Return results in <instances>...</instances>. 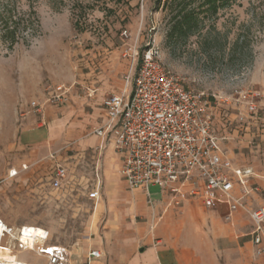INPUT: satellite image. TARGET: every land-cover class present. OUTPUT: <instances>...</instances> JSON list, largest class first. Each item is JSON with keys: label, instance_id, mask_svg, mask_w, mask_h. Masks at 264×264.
Wrapping results in <instances>:
<instances>
[{"label": "rangeland", "instance_id": "1", "mask_svg": "<svg viewBox=\"0 0 264 264\" xmlns=\"http://www.w3.org/2000/svg\"><path fill=\"white\" fill-rule=\"evenodd\" d=\"M164 2L0 0L1 69H19L15 77L19 81L21 73L28 78L34 75L35 66L46 88L77 83L82 99L85 87L109 85L103 104L111 91L125 85L124 77L132 66L139 67L146 44L153 39L163 66L186 88L203 92L213 101L215 124L219 127V122L221 133L226 131L232 139L227 145L230 153L254 167L258 180L264 183V113L260 109L250 116L244 105L234 101L238 91L264 95V0H237L215 18H207L193 36L178 41L168 39L177 11ZM225 97H231L229 103L221 100ZM240 115L244 120H239ZM24 158H30L29 151L17 153V161ZM32 160V166L16 177L0 179V219L10 227L47 229L51 243L71 254L72 264L76 260L77 264H97L89 254L99 250L105 254L103 264H130L131 257L112 256L117 238L125 248L136 249L135 254L148 246L147 238L153 232L149 219L129 214L125 203L118 200L117 195L131 190L122 186L124 180L115 169L111 176L107 174L110 157L99 145L66 141L33 152ZM58 166L66 170L67 177L60 189H55L52 183ZM97 189L99 199L91 200L89 195ZM149 193L157 201L160 188L154 186ZM260 205H264L262 188L253 207ZM214 221L227 226L221 217L215 216ZM242 232L250 230L244 227ZM197 239L196 228L186 224L182 242ZM119 249L116 246V251ZM18 259L47 264L31 251L19 252ZM12 261L4 259V264Z\"/></svg>", "mask_w": 264, "mask_h": 264}, {"label": "built area", "instance_id": "2", "mask_svg": "<svg viewBox=\"0 0 264 264\" xmlns=\"http://www.w3.org/2000/svg\"><path fill=\"white\" fill-rule=\"evenodd\" d=\"M127 35V32L125 33ZM138 55V54H136ZM141 64L132 68L125 77V87L120 94L108 95L104 100L107 121L94 130L105 142L112 140L115 151L122 157V179L131 189L149 190L157 186L169 188L176 183L196 185L205 183L204 190H194L191 196L200 199L207 209L224 204L230 215L245 212L253 225L252 239L256 257L264 256V206L249 209L246 199L251 192L252 168H235L221 148V139L215 125L213 101L203 92L185 87L176 75L163 66L156 41L149 39L142 53ZM71 87L49 86L44 103L33 102V110L43 113L47 104L66 102ZM236 104L244 105L250 116L264 113V95L259 92H235ZM231 97H225L227 103ZM239 120H244L240 115ZM16 172L10 175L16 176ZM52 188L60 189L67 177L64 168H57ZM234 178L243 187L242 194L235 193ZM173 193L178 190L172 188ZM99 199V189L89 195ZM228 216L227 219H229ZM43 234L30 232V228L10 227L0 219V264L13 256L19 264L21 251L34 252L47 264H72L68 250L59 245H48L51 233L42 228ZM91 258L101 257L93 251Z\"/></svg>", "mask_w": 264, "mask_h": 264}, {"label": "crops", "instance_id": "3", "mask_svg": "<svg viewBox=\"0 0 264 264\" xmlns=\"http://www.w3.org/2000/svg\"><path fill=\"white\" fill-rule=\"evenodd\" d=\"M18 72L19 69H1L0 65V179L14 178L21 171L29 169L34 163L33 152L42 151L66 141H75L83 145L96 144L102 151H107L110 157L109 167L106 165L107 174L110 175V171L115 169L122 180L120 172L122 157L115 151L112 140L103 142L100 137L93 134L96 128L107 121L102 98L111 90V87L107 85L98 88L94 84L85 87L87 92L82 99L77 83L67 85L71 87V92L65 104H47L43 113H37L31 104L35 101L44 103L49 88L44 86L42 73L35 66V74H32L30 78L27 77L28 74L21 73L22 78L19 81L15 80ZM124 87L125 85L118 91H111L109 95L120 94ZM217 123L219 127L215 125L221 139V148L224 153H227L233 166L254 170L255 175L250 180L248 189L261 190L262 188L264 190V183L258 180L259 175L254 167L241 163V159L234 152V154L230 153L227 145L232 139L226 131L221 133L222 125ZM87 135L90 137L84 138ZM28 151L29 159L17 161V153L27 154ZM59 167L63 168L62 166L57 168ZM12 172H16V176L10 175ZM234 182L236 183L235 193L240 196L243 187L235 178ZM125 184L128 186L123 181L124 188ZM108 186L111 188L112 180ZM128 188L131 190L130 193L117 195L118 200L125 203V209H128L129 214L146 216L149 219L148 226L153 228V232L147 238L148 246L140 248L136 254V249L125 248L121 240L117 238L112 243V256L131 257L130 264H264V256L256 257L252 239L253 225L245 212L230 215V211L224 204L207 209L200 199L191 196L192 191L196 189L204 190L205 183L202 180H198L196 185L176 183L169 188L159 187L160 196L157 201H153L149 190L143 187L131 189L128 186ZM172 188L177 189L178 192L173 193ZM257 194V191L251 192L246 199L251 210L264 206L253 207ZM162 212L164 215L159 219ZM181 213H184L183 216L175 217ZM215 216L221 217L227 226H219L218 221L213 222ZM228 216H230L229 219H227ZM161 221L163 223L158 226ZM186 224L196 228L199 239L191 243L182 242L181 236ZM244 227L249 229L250 233L242 232ZM47 244L54 246L51 240ZM116 246H120L118 251ZM96 252H100L101 257L91 258L90 252L89 259L98 260L97 264H103L104 252L103 254L100 250ZM5 259L13 260L12 264L16 262L13 256H7ZM77 263L78 260H76Z\"/></svg>", "mask_w": 264, "mask_h": 264}, {"label": "trees", "instance_id": "4", "mask_svg": "<svg viewBox=\"0 0 264 264\" xmlns=\"http://www.w3.org/2000/svg\"><path fill=\"white\" fill-rule=\"evenodd\" d=\"M123 1V0H112ZM163 0H159V5ZM237 0H165L164 6H172L177 11L168 32V39H187L204 25V21L215 18L221 9L230 8ZM198 3L197 6H195ZM203 15V17H201Z\"/></svg>", "mask_w": 264, "mask_h": 264}, {"label": "bare ground", "instance_id": "5", "mask_svg": "<svg viewBox=\"0 0 264 264\" xmlns=\"http://www.w3.org/2000/svg\"><path fill=\"white\" fill-rule=\"evenodd\" d=\"M26 227L30 228V232H33L37 235L43 234L42 228L31 227V226H26ZM14 264H19V263L16 261Z\"/></svg>", "mask_w": 264, "mask_h": 264}]
</instances>
